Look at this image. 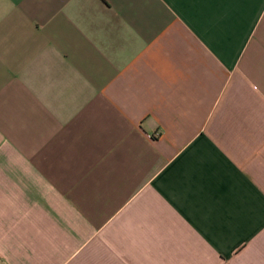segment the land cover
Returning a JSON list of instances; mask_svg holds the SVG:
<instances>
[{
	"label": "crops",
	"instance_id": "1",
	"mask_svg": "<svg viewBox=\"0 0 264 264\" xmlns=\"http://www.w3.org/2000/svg\"><path fill=\"white\" fill-rule=\"evenodd\" d=\"M0 264H264V0H0Z\"/></svg>",
	"mask_w": 264,
	"mask_h": 264
}]
</instances>
